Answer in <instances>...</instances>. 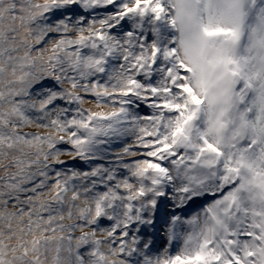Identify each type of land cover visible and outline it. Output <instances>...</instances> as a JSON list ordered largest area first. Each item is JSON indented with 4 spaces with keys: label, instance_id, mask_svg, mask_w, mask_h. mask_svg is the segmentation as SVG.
<instances>
[{
    "label": "snow or ice",
    "instance_id": "6c2138e0",
    "mask_svg": "<svg viewBox=\"0 0 264 264\" xmlns=\"http://www.w3.org/2000/svg\"><path fill=\"white\" fill-rule=\"evenodd\" d=\"M0 264H264V0H0Z\"/></svg>",
    "mask_w": 264,
    "mask_h": 264
},
{
    "label": "rangeland",
    "instance_id": "374dc122",
    "mask_svg": "<svg viewBox=\"0 0 264 264\" xmlns=\"http://www.w3.org/2000/svg\"><path fill=\"white\" fill-rule=\"evenodd\" d=\"M79 166V165H78Z\"/></svg>",
    "mask_w": 264,
    "mask_h": 264
}]
</instances>
